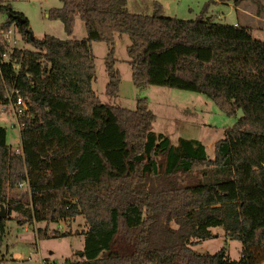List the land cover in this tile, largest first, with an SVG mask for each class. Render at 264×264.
Segmentation results:
<instances>
[{"label":"trees","instance_id":"trees-1","mask_svg":"<svg viewBox=\"0 0 264 264\" xmlns=\"http://www.w3.org/2000/svg\"><path fill=\"white\" fill-rule=\"evenodd\" d=\"M60 2L48 17L61 20L68 36L79 17L82 40L32 39L29 19L0 0V31L15 25L31 45L0 37V103L9 96L26 103L19 151L0 125V264L9 219L45 222L37 236L46 239L70 235L49 225L80 215L88 224L83 250L63 264H264V40L247 25L214 21L207 5L187 20L162 15L158 3L149 15L131 12L128 0ZM123 34L136 86L196 91L227 115L242 111L213 156L199 139L173 144L156 133L146 98L136 109L100 100L92 42L110 48L106 92L116 96L114 44ZM219 226L242 242L238 260L225 247L193 249Z\"/></svg>","mask_w":264,"mask_h":264},{"label":"rangeland","instance_id":"rangeland-1","mask_svg":"<svg viewBox=\"0 0 264 264\" xmlns=\"http://www.w3.org/2000/svg\"><path fill=\"white\" fill-rule=\"evenodd\" d=\"M257 1L259 4L251 1L244 2L240 8L264 16V0ZM4 2L9 3L15 11L22 12L29 19L30 28L36 38H42L45 34L60 38L68 37L63 22L48 17L52 7L61 5L60 0H4ZM157 3L160 4L162 15L187 20L199 17L207 5V14L214 21L242 25L250 23L253 36L264 40V21L256 22L251 19V16L247 18L233 0H128V7L133 13L152 15L156 12ZM259 5L263 6L262 9ZM2 20L4 17L0 16V21ZM86 36L85 23L76 17L73 34L69 37L82 40ZM9 41L12 47L29 48L31 46L26 44L15 25L12 27ZM130 43L127 34L117 35L115 38V66L121 73V83L118 94L111 96L106 92V85L109 81L106 62L110 48L104 41L92 42L96 64V74L92 85L100 100L105 104L136 109L139 98H146L147 107L156 116L152 125L156 133L165 134L173 144H177L180 137L199 139L206 145L208 153L213 156L215 143L225 136L228 127L237 122L242 116V111L238 110L232 116L227 115L211 98L196 91L156 85L136 86L132 79L130 56L127 50ZM12 124H15V127L12 128ZM0 125L7 128L8 143L14 149L20 148V127L17 118L11 112L2 113L0 111ZM12 215L18 216L16 213ZM45 226V222L20 225L17 218L7 221L4 249L8 259H11L9 264H63L67 260L78 259L77 253L83 250L84 232L88 229L85 217L80 215L71 220L49 225L51 231L58 230L70 234L64 237L39 239L37 229ZM211 231L215 234L214 237L197 242L193 245V249L213 254L225 247L229 256L238 260L241 255L242 242L228 236L223 227H213ZM12 249L20 254H13ZM15 259L19 262H15Z\"/></svg>","mask_w":264,"mask_h":264},{"label":"built area","instance_id":"built-area-1","mask_svg":"<svg viewBox=\"0 0 264 264\" xmlns=\"http://www.w3.org/2000/svg\"><path fill=\"white\" fill-rule=\"evenodd\" d=\"M11 32H12V28L9 29L7 32L0 31V37H4L5 39L9 40L11 36ZM9 99L10 102L8 104L0 103V111L2 113L11 112L17 118V123L21 128L19 117L24 114V111L26 109V103L21 96H18L16 99H13L11 98V96H9ZM13 127H15V124H12V128ZM17 151H19L18 148Z\"/></svg>","mask_w":264,"mask_h":264},{"label":"crops","instance_id":"crops-1","mask_svg":"<svg viewBox=\"0 0 264 264\" xmlns=\"http://www.w3.org/2000/svg\"><path fill=\"white\" fill-rule=\"evenodd\" d=\"M239 9H240V11L243 13V14H245L246 15V17L247 16H251V19L252 20H255L256 22H259V21H264V16H260L259 14H253V13H251V12H248V11H246V10H244V9H242V8H240L239 7ZM263 10H264V7H263ZM19 12V11H18ZM248 18V17H247ZM236 24V23H235ZM247 26H251V24L250 23H248V25ZM68 36V35H67ZM69 37V36H68ZM16 216V215H15ZM12 217H14L13 215H12ZM27 224H29V223H27ZM25 225V224H24ZM12 251V253L14 254V253H18V254H20L19 252H17V251H15V250H11ZM22 254H24V253H22ZM12 258V257H11ZM13 258H14V256H13ZM12 258V259H13ZM6 261H5V263H3V264H9V261H11V259H8V257L6 256ZM16 260V259H15ZM15 262H19V260H16Z\"/></svg>","mask_w":264,"mask_h":264},{"label":"water","instance_id":"water-1","mask_svg":"<svg viewBox=\"0 0 264 264\" xmlns=\"http://www.w3.org/2000/svg\"><path fill=\"white\" fill-rule=\"evenodd\" d=\"M14 19H15L17 22L21 23V24L24 22V19H23L19 14H16V15L14 16ZM30 36H31L32 39L35 38V36L33 35V33H31ZM0 214H1L2 216H5L3 206H2V209H1V211H0Z\"/></svg>","mask_w":264,"mask_h":264}]
</instances>
